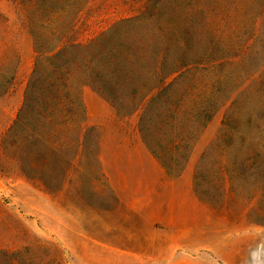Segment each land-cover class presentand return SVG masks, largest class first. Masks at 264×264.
Listing matches in <instances>:
<instances>
[{
    "label": "rangeland",
    "instance_id": "1",
    "mask_svg": "<svg viewBox=\"0 0 264 264\" xmlns=\"http://www.w3.org/2000/svg\"><path fill=\"white\" fill-rule=\"evenodd\" d=\"M128 207L264 233V0H0V264H94Z\"/></svg>",
    "mask_w": 264,
    "mask_h": 264
},
{
    "label": "crops",
    "instance_id": "2",
    "mask_svg": "<svg viewBox=\"0 0 264 264\" xmlns=\"http://www.w3.org/2000/svg\"><path fill=\"white\" fill-rule=\"evenodd\" d=\"M152 162L157 181L172 182ZM128 208L125 219L102 221L100 233L86 235L94 264H261L264 258L263 231L253 236L251 226L237 236L235 225L219 220L220 207Z\"/></svg>",
    "mask_w": 264,
    "mask_h": 264
},
{
    "label": "trees",
    "instance_id": "3",
    "mask_svg": "<svg viewBox=\"0 0 264 264\" xmlns=\"http://www.w3.org/2000/svg\"><path fill=\"white\" fill-rule=\"evenodd\" d=\"M31 1L34 2L39 8L41 7L45 11H51V10L57 9V7H61L62 4H64L68 0H31ZM167 87H169V85L163 86L162 91L164 89H167ZM153 92H154V89H151L149 94H152ZM143 115H145V109L142 110V116ZM140 127L142 131L145 128L142 121L140 122Z\"/></svg>",
    "mask_w": 264,
    "mask_h": 264
}]
</instances>
